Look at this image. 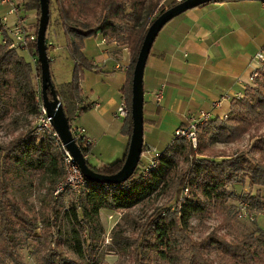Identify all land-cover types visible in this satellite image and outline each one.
Returning a JSON list of instances; mask_svg holds the SVG:
<instances>
[{
    "label": "trees",
    "instance_id": "trees-1",
    "mask_svg": "<svg viewBox=\"0 0 264 264\" xmlns=\"http://www.w3.org/2000/svg\"><path fill=\"white\" fill-rule=\"evenodd\" d=\"M161 1L146 5V0H50V18L52 4L55 3L58 24L62 26L70 57L75 63L70 82L56 84L51 72L56 94L73 136L76 137L80 130L74 125L75 119L90 110V106L84 104L81 88L86 72L94 69L84 54L85 42L101 35L107 41L128 47L132 55L127 82L122 88L130 110L122 134L130 141L133 130V72L149 27L167 10L158 9ZM229 1L243 0H218L212 3ZM32 4L37 10V20L31 31L38 34L40 2L33 0ZM175 5L171 3L168 9ZM50 23L46 34L48 52ZM20 52L10 50L7 44L0 42V123L6 121L13 111L21 113V117L38 118L40 115L43 96L37 42L28 51L33 64ZM49 61L51 70L52 59L49 58ZM48 96L52 100L50 90ZM18 117L14 119L15 123H18ZM263 123L264 71H261L252 86L248 87L246 95L232 101L231 113L226 120L216 118L200 126L196 148L184 139L176 140L160 153L157 167L146 177L141 175L145 167L141 160L134 175L124 183L97 184L85 179L86 187L79 196L67 205L61 196L55 201L51 198L48 204L50 212L41 216H31L25 212L24 207L11 195L9 186L40 174L49 181L48 191L53 192L65 178L63 158L56 138L40 132L39 127L38 131L21 133L8 145H0V264H26L20 250L31 244H34L31 254L36 264H99L95 253L99 239L105 234L101 223L102 210L128 212L182 185L191 190L192 197L176 203L173 211L157 214L140 223L136 237L126 235L116 227L111 233L110 245L106 246L107 251L129 256L133 264H214L209 256L214 251L219 252L226 264H239L240 260L246 259L259 261V250L264 248L263 236L250 235L240 242L230 243L226 238L212 233L208 238L196 242L189 228L195 217L213 211L225 212L227 209L230 212L225 218L230 224L231 219L242 213V204L247 212L264 211L263 134L254 139L250 151L236 158L216 162L204 156L213 145L241 142ZM188 125L187 122L185 126ZM76 141L95 173L112 176L124 166L127 154L122 160L102 167L91 165L89 155L92 145L84 137ZM246 184L258 188L256 194L239 195L231 189L232 186ZM230 201L242 202L237 216L234 206L228 208ZM51 245L56 248L52 249ZM64 246L85 263L66 256Z\"/></svg>",
    "mask_w": 264,
    "mask_h": 264
},
{
    "label": "crops",
    "instance_id": "crops-1",
    "mask_svg": "<svg viewBox=\"0 0 264 264\" xmlns=\"http://www.w3.org/2000/svg\"><path fill=\"white\" fill-rule=\"evenodd\" d=\"M2 1L0 15L8 11ZM15 1L32 30L37 20L33 0ZM25 9L31 10L29 16ZM65 41L64 37L68 51ZM262 49L264 0L209 3L169 22L159 33L145 68L143 166L151 161L154 150L161 153L171 144L175 130L189 123L191 116L201 111L212 112L213 119L229 116L232 101L243 98L252 86L250 78L260 68L255 57ZM84 54L94 65L81 84L84 104L90 110L76 118L74 125L85 130L84 138L92 145L89 161L93 155L95 167H102L128 153L130 141L122 134L125 120L114 115L124 99L122 88L132 55L128 47L101 35L86 40ZM54 80L66 83L59 76ZM159 92L161 102L156 100ZM226 96L231 99L213 108L214 102ZM224 159L221 156L218 161Z\"/></svg>",
    "mask_w": 264,
    "mask_h": 264
},
{
    "label": "rangeland",
    "instance_id": "rangeland-1",
    "mask_svg": "<svg viewBox=\"0 0 264 264\" xmlns=\"http://www.w3.org/2000/svg\"><path fill=\"white\" fill-rule=\"evenodd\" d=\"M156 1L157 0H146V5L150 4L151 2L155 3ZM170 1L171 0L161 1L158 9H168ZM30 12V9H25L26 15L29 16ZM51 12L52 17L50 18L51 23L48 31V34H50L51 37L50 43H52L54 46V48H49L48 52L49 58L52 59L51 72L53 78L58 79L59 76L63 79V81L67 83L70 82L73 78V69L75 64L72 62L70 54L67 55L68 51L65 45L62 43L64 41V34L62 26L58 24V11L55 3L52 4ZM20 54L25 57L28 62L32 64L34 63L32 56L27 51H21ZM35 81H37V78H35ZM18 116L21 117L22 114H17V111H13L6 121L0 123V145H8L21 133H25L29 130L38 131L39 123L36 117L24 115L23 117L19 118ZM17 117L19 118V120L18 123H15L14 119ZM260 134L264 135V123L253 130L250 135H246L241 142H238V145H235L236 143L224 145L216 144L213 145L210 150L206 151L204 153V156L216 162L221 156L226 158L227 160L236 158L237 155H241L247 151H250L252 142L257 136H260ZM84 135L85 130L84 133L81 134V137H84ZM94 160L95 156H90L89 163L93 166L96 165V162ZM141 160L143 162V160H145V157L143 158L142 156ZM93 161L95 162V164L93 163ZM181 166L186 168V166L183 164ZM49 188V181L44 179V177L40 174L35 175L33 178L18 180L9 186L11 195L15 199H17L18 202L24 207L23 210L31 216H41L43 213L44 215H46V213L50 212L48 204L49 202H51V198H53V200L55 201L58 199V197L61 196L65 200V205H67L74 197H77L71 190L65 191L58 197H56L54 192L57 187L53 190V192H49ZM186 188L187 186L182 185L181 188H175L167 195L156 196L128 212L117 213L111 212L109 210H104L102 213L103 217H101V223L103 225L105 234L99 239V243H97L98 250L95 253L97 263L133 264L131 257L117 255L115 253L107 251L106 246H109L111 243V233L113 232V230L121 228V230L126 235L136 237L139 233L137 228L140 223L142 224L143 222L149 220L151 217H154L157 214L173 211L177 205L176 203H180L187 198L192 197L191 190L187 192L185 190ZM231 189L239 195L249 193L256 194L258 190V188H253L249 184L235 185L232 186ZM241 203L242 202L238 201H230L228 203V208L229 206H234V212L237 216L238 209ZM229 212V209H227L225 212L213 211L211 213H205L204 215L195 217L191 221L189 228V232L192 235L193 239L196 242H200L201 240L208 238V236L212 233H216L218 236L226 238L230 243L240 242L250 235H253L255 237L263 236L264 238V211L261 213H257L254 210H249L247 213V217H243L240 219L239 217H234L233 219H231L230 224L225 218L228 216ZM33 246L34 244L24 246L20 250V253L26 264H36L31 254V248ZM51 246L52 249L56 248L55 245ZM255 246L256 245L254 244V246L252 247L253 250L255 249ZM63 250L66 256H68L70 259L78 261L80 263H85L84 260L78 259V256L75 255L67 247L64 246ZM209 254L214 264H226L220 256L219 252L214 251ZM258 259L259 261L254 262L250 261L249 259L240 260L239 264H264V248L259 250Z\"/></svg>",
    "mask_w": 264,
    "mask_h": 264
},
{
    "label": "water",
    "instance_id": "water-1",
    "mask_svg": "<svg viewBox=\"0 0 264 264\" xmlns=\"http://www.w3.org/2000/svg\"><path fill=\"white\" fill-rule=\"evenodd\" d=\"M218 0H185L161 14L149 27L135 64L132 81V105L131 115L133 130L126 160L122 169L115 175L105 176L92 171L87 158L78 146L70 124L66 118L63 106L56 94V89L52 81L50 61L46 47V34L50 23V0H39L41 16L39 19V29L37 34V53L41 65V89L43 104L47 114L52 118L51 124L60 137L65 147L70 151L75 162L78 164L84 178L97 184H120L129 180L136 172L141 158L145 152L144 145V74L147 61L149 59L153 45L164 27L182 15L183 13L212 3ZM52 94L49 99L48 91Z\"/></svg>",
    "mask_w": 264,
    "mask_h": 264
},
{
    "label": "built area",
    "instance_id": "built-area-1",
    "mask_svg": "<svg viewBox=\"0 0 264 264\" xmlns=\"http://www.w3.org/2000/svg\"><path fill=\"white\" fill-rule=\"evenodd\" d=\"M185 0H171L170 3H182ZM3 5L8 6V11L4 15H0V42L7 44L10 50H20L29 51L30 47L34 42H37V34L30 30V23L28 18H26L22 13L21 5L15 0H3ZM49 48H54L53 44L50 43ZM255 59L260 63V68L256 70L250 78L251 84L259 77L261 71H264V49H262L255 57ZM121 69V66H117ZM42 94V90H41ZM238 98V97H237ZM242 97H239L240 99ZM163 99L162 92H159L156 96L157 102H161ZM230 100L229 96L223 97L213 103V108L221 107L222 101ZM130 110L129 105L124 98L115 113V118L120 120H125L129 116ZM213 114L210 111H201L197 115L191 116L188 126H181L177 128L174 132L173 139L171 143H174L178 139H184L188 141L194 148L198 145V132L200 126L206 124L213 119ZM228 116H224L221 120H226ZM39 123V131L47 133L49 136L56 138L58 145V150L62 154L63 165L65 169V178L57 185L54 192L55 196L58 197L65 191L71 190L76 196H79L86 187V181L81 173L78 164L75 162L70 151L65 147V145L60 140L59 135L52 127V118L48 116L47 110L44 107L43 101L40 104V115L37 118ZM84 130H78L75 140L81 137ZM160 153L153 151V158L151 161L143 167L141 175L146 177L150 171L154 170L158 164V158ZM188 192V189H185ZM241 214L239 218L247 217V210L244 205L241 206Z\"/></svg>",
    "mask_w": 264,
    "mask_h": 264
}]
</instances>
